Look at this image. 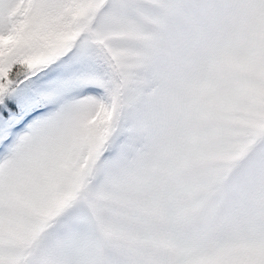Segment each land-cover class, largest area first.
Instances as JSON below:
<instances>
[{
	"label": "snow or ice",
	"instance_id": "1",
	"mask_svg": "<svg viewBox=\"0 0 264 264\" xmlns=\"http://www.w3.org/2000/svg\"><path fill=\"white\" fill-rule=\"evenodd\" d=\"M0 264H264V0H0Z\"/></svg>",
	"mask_w": 264,
	"mask_h": 264
}]
</instances>
